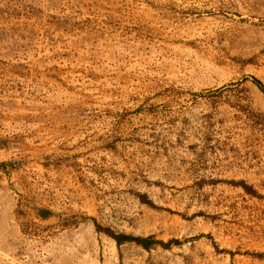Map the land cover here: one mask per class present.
I'll return each instance as SVG.
<instances>
[{
	"label": "rangeland",
	"instance_id": "obj_1",
	"mask_svg": "<svg viewBox=\"0 0 264 264\" xmlns=\"http://www.w3.org/2000/svg\"><path fill=\"white\" fill-rule=\"evenodd\" d=\"M254 79L264 0H0V264H264Z\"/></svg>",
	"mask_w": 264,
	"mask_h": 264
},
{
	"label": "trees",
	"instance_id": "obj_2",
	"mask_svg": "<svg viewBox=\"0 0 264 264\" xmlns=\"http://www.w3.org/2000/svg\"><path fill=\"white\" fill-rule=\"evenodd\" d=\"M254 82L257 84V87H259L261 90L264 91V86L263 84L257 80L254 79ZM243 188L248 191L253 193L252 189H250L245 183H240ZM97 228L99 229V226H97ZM108 235H110L117 243V246L119 247L122 243L127 242V241H133L135 242L137 245L145 248V249H149L150 245L158 243L161 244L163 246H167L168 243H164L162 241H158L156 239H154L153 236H148V237H140V236H132V235H126V234H114L111 232H108ZM256 256H263L262 254H258Z\"/></svg>",
	"mask_w": 264,
	"mask_h": 264
}]
</instances>
